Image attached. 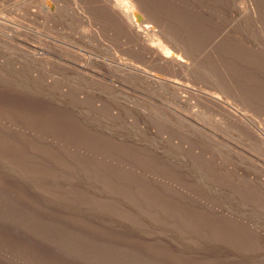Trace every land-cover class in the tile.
I'll use <instances>...</instances> for the list:
<instances>
[{"label": "rangeland", "instance_id": "1", "mask_svg": "<svg viewBox=\"0 0 264 264\" xmlns=\"http://www.w3.org/2000/svg\"><path fill=\"white\" fill-rule=\"evenodd\" d=\"M103 1L0 0V264H264V0Z\"/></svg>", "mask_w": 264, "mask_h": 264}, {"label": "bare ground", "instance_id": "2", "mask_svg": "<svg viewBox=\"0 0 264 264\" xmlns=\"http://www.w3.org/2000/svg\"><path fill=\"white\" fill-rule=\"evenodd\" d=\"M56 1V0H55ZM70 1V0H69ZM72 1V0H71ZM76 1V0H75ZM102 1V0H101ZM133 0H131V2H132ZM29 2H31V1H29ZM39 2V1H38ZM41 2H44V1H41ZM59 2V1H58ZM103 2H105L104 4L107 6V8L109 9V12L111 11V13L110 14H112L113 13V16H116L117 18H119L121 21H123V23H125V24H123V26H126L125 28H127L130 32H131V34L132 33H134V34H136V35H138V36H140V32H141V34L143 33V32H145L146 33V36H144V37H148V33H151V35H152V33H153V30H152V27L150 26V25H147L146 24V22H142V20H140V18H139V15H141L142 13H139L138 14V12L140 11V10H138L139 8H136V6L134 5V4H132V3H136L137 4V2H127V1H124V0H105V1H103ZM55 3V2H54ZM57 3V2H56ZM74 3V2H73ZM75 3H77V2H75ZM79 3V2H78ZM99 3V2H98ZM102 3V2H101ZM40 4V3H39ZM38 4V5H39ZM49 4H50V2H49ZM139 4V3H138ZM35 5V4H34ZM71 5V4H70ZM100 5V4H99ZM104 5V6H105ZM40 6V5H39ZM39 6H37L38 8H39ZM54 6V5H53ZM63 6V5H62ZM79 6H80V4H79ZM105 6V7H106ZM140 6V5H139ZM139 6H137V7H139ZM65 7V6H64ZM42 8H44V11L47 13V15H48V13L49 14H52V9H50L49 8V6L48 5H43V7ZM57 8V7H56ZM55 8V9H56ZM62 8V7H61ZM103 8V7H102ZM106 8V9H107ZM40 9H41V7H40ZM83 9V8H82ZM141 9H142V7H141ZM57 10V9H56ZM75 10V9H74ZM138 10V11H137ZM61 11H62V9H61ZM77 11V10H76ZM106 11V10H105ZM55 14H56V12H54ZM53 13V14H54ZM52 14V15H53ZM145 19V18H144ZM120 20H117V21H119L120 22ZM146 21H147V19H146ZM121 23V22H120ZM122 24V23H121ZM143 24H145V25H143ZM120 26V25H119ZM153 26V25H152ZM143 29H144V31H143ZM127 30V31H128ZM126 31V30H125ZM126 31V32H127ZM155 31H157V30H155ZM156 34H157V32H155ZM154 33V34H155ZM128 34V33H127ZM155 34V35H156ZM135 35V36H136ZM134 36V35H133ZM137 36V37H138ZM142 36V35H141ZM137 37H136V39H137ZM143 37V36H142ZM151 37V36H150ZM154 37V36H153ZM158 37V36H157ZM135 38V37H134ZM139 38V37H138ZM141 38V37H140ZM149 38V37H148ZM155 38V37H154ZM143 39H144V42L146 41V39L145 38H142V41H143ZM151 39V38H150ZM149 39V40H150ZM156 39V38H155ZM158 39V38H157ZM148 40V39H147ZM148 40V41H149ZM136 41V40H135ZM140 41V40H139ZM155 40H153V42H154ZM157 41V40H156ZM138 42V41H137ZM150 42V41H149ZM141 43H143V42H141ZM151 43V42H150ZM149 43V45H151ZM156 42H154V44H155ZM164 43V42H163ZM145 44H147L146 42L144 43V45ZM158 44V43H157ZM164 44H166V43H164ZM153 45V44H152ZM156 45V44H155ZM154 45V46H155ZM163 45V44H162ZM146 46H148V45H146ZM157 46V45H156ZM144 47V46H143ZM150 47V46H149ZM165 47V46H164ZM168 48H169V46H167ZM39 48V47H38ZM145 48V47H144ZM154 47H152L151 49L152 50H154L153 49ZM159 48V47H158ZM163 49V48H162ZM143 50H145V49H143ZM149 50V49H148ZM159 50H161L160 48H159ZM159 50L157 51V48H156V50H154V53L156 54V53H158V55H159ZM141 51V50H140ZM151 51V50H150ZM162 51V50H161ZM160 51V52H161ZM166 51H168V50H166L165 49V52ZM172 51V50H171ZM175 52V51H174ZM30 53H31V51H30ZM35 53V52H34ZM151 53H153V52H151ZM173 53V52H172ZM172 53H170V50H169V52H166V54L165 55H163V54H161V55H163V58H161V55L160 56H158V59H161V61H167V62H171V63H173L175 66H177V64H178V66H179V64L180 65H183L184 67L186 66L187 68H188V66H187V64H185V62H184V60H182V56L179 58V56H176L175 55V53L174 54H172ZM178 54V53H177ZM148 55V54H147ZM154 55V54H153ZM30 56H31V60H32V62H34V65L37 63V64H39V59L36 57L37 56V53H36V55L35 54H30ZM60 56V55H59ZM149 56V55H148ZM156 56H157V54H156ZM41 57V56H40ZM46 57V56H45ZM153 59V58H152ZM155 59V58H154ZM184 59V58H183ZM40 60H41V58H40ZM47 60V59H46ZM158 61H160V60H158ZM186 61V60H185ZM59 62V61H58ZM74 62V61H73ZM61 63V62H60ZM63 63V62H62ZM156 63V62H155ZM33 64V63H32ZM165 64V63H164ZM126 65V64H125ZM158 65V64H157ZM133 66H136V65H133ZM163 66V65H162ZM36 67V66H35ZM71 67V66H70ZM82 67V66H81ZM137 67H139V66H137ZM180 67V66H179ZM185 67V69L183 68V71L184 70H186V72H188L189 70H190V68H189V70L187 69ZM124 68H126V69H128V70H133V72H134V70L136 71V73H137V75H140L141 77H143V78H145V79H147V80H150V82L152 81V83L154 82V83H157L158 82V84L159 83H165L166 85H169L170 87H173V88H176L177 90H178V88L177 87H179L180 86V84L178 83V82H176V81H173V80H171V79H168L167 78V80L165 79V80H163V79H161V78H159V76L157 75V74H152V73H148V72H146V71H143V70H141V69H138V68H135V67H131V66H125ZM144 68V67H143ZM145 69H146V67H145ZM130 70V71H131ZM150 71H151V69H149ZM188 70V71H187ZM194 70V69H193ZM192 70V71H193ZM129 71V72H130ZM195 71V70H194ZM182 72V71H181ZM180 72V73H181ZM131 73V72H130ZM192 73V72H191ZM190 73V74H191ZM160 75V74H159ZM186 75V74H185ZM158 76V77H157ZM163 76V75H162ZM171 78V77H170ZM144 79V80H145ZM179 79H177V81H178ZM181 82V81H180ZM182 84V83H181ZM163 85V84H162ZM184 85V84H183ZM187 85V84H186ZM165 86V85H164ZM188 86V85H187ZM167 87V86H166ZM186 87V86H185ZM170 89V88H169ZM175 89V90H176ZM180 89H181V87H180ZM179 89V90H180ZM185 89V88H184ZM172 90V89H171ZM182 90V89H181ZM189 90V89H188ZM184 91V90H183ZM186 91V90H185ZM187 93H188V91H186ZM185 92V93H186ZM177 94V93H176ZM179 94V93H178ZM177 97H178V95H176ZM218 100V99H217ZM236 109V108H235ZM260 131V130H259ZM258 131V132H259ZM261 132V131H260Z\"/></svg>", "mask_w": 264, "mask_h": 264}]
</instances>
